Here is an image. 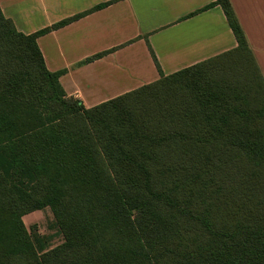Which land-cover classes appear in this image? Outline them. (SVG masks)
<instances>
[{
  "label": "trees",
  "instance_id": "trees-1",
  "mask_svg": "<svg viewBox=\"0 0 264 264\" xmlns=\"http://www.w3.org/2000/svg\"><path fill=\"white\" fill-rule=\"evenodd\" d=\"M105 5L32 34L0 6V264H264V75L231 1L204 9L235 48L87 108L37 39ZM46 207L54 247L23 221Z\"/></svg>",
  "mask_w": 264,
  "mask_h": 264
},
{
  "label": "crops",
  "instance_id": "crops-1",
  "mask_svg": "<svg viewBox=\"0 0 264 264\" xmlns=\"http://www.w3.org/2000/svg\"><path fill=\"white\" fill-rule=\"evenodd\" d=\"M214 1L0 0V6L19 31L32 34L106 4L37 39L47 68L62 71L67 95L90 108L235 48L222 7L204 9ZM230 1L264 75V0Z\"/></svg>",
  "mask_w": 264,
  "mask_h": 264
},
{
  "label": "rangeland",
  "instance_id": "rangeland-1",
  "mask_svg": "<svg viewBox=\"0 0 264 264\" xmlns=\"http://www.w3.org/2000/svg\"><path fill=\"white\" fill-rule=\"evenodd\" d=\"M23 221L33 238L36 235L46 236L50 239L52 247L62 243L63 235L59 232L49 207L25 214Z\"/></svg>",
  "mask_w": 264,
  "mask_h": 264
}]
</instances>
